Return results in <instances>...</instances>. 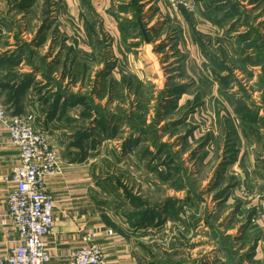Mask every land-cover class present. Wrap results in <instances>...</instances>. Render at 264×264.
Wrapping results in <instances>:
<instances>
[{
	"label": "rangeland",
	"instance_id": "374dc122",
	"mask_svg": "<svg viewBox=\"0 0 264 264\" xmlns=\"http://www.w3.org/2000/svg\"><path fill=\"white\" fill-rule=\"evenodd\" d=\"M116 1L109 12L118 23L117 33L103 26L99 15L92 18L85 10L69 14L61 2L53 1L52 18H59L52 19L58 22L56 42L65 40L70 52L85 45V55L69 56L68 62L51 69V79L45 80L44 73L33 78L32 91L47 99L61 92L65 102L72 94L85 97L99 114L116 120L111 135L98 128L91 133L85 170L112 229L128 235L142 254V264L147 252L153 253L154 264H264V107L255 86L258 76L248 79L234 65L241 57L235 49L240 34L197 31L203 6L200 16L210 21L209 0H192V12L173 9L170 0ZM233 1L219 0L223 8ZM244 18L263 35L264 0L248 16L238 11L228 21L236 20L233 27L245 29ZM85 20L95 30H82ZM194 33L206 38L210 52L235 74L248 98L230 86L231 80L228 92L221 93L215 65L194 41ZM175 90L180 92L172 94ZM241 105L247 110L242 115L254 121L258 110L253 108L260 107L262 119L242 120L237 112ZM83 111L85 107L79 116ZM92 122L79 120L76 135ZM134 135L125 151L124 144ZM220 192L224 194L218 196ZM138 204L174 208L157 212L153 222L133 231L126 217L137 212Z\"/></svg>",
	"mask_w": 264,
	"mask_h": 264
},
{
	"label": "crops",
	"instance_id": "0c3cea01",
	"mask_svg": "<svg viewBox=\"0 0 264 264\" xmlns=\"http://www.w3.org/2000/svg\"><path fill=\"white\" fill-rule=\"evenodd\" d=\"M42 1L0 0V107L8 106L18 114L33 115L39 127L47 133L49 142L61 161V174L47 182V190L55 200L56 221L54 233L46 239L47 250L51 255L49 264H71L70 253L82 247L84 237L90 234L97 236L95 243L102 248L107 264H142L139 260L143 259L142 254L137 247L133 246L128 235L124 232L116 233L112 229L111 221L107 216L109 214L102 209L100 198L96 197V186L91 182L89 172L85 170L87 154H85V143H83L84 148L82 144L75 143L77 135L74 128L79 120L83 121L78 113L83 107L67 106L63 110L64 98H62L59 105L61 107L52 114L53 98L47 101V98L43 97L44 94L32 91L31 83L33 78L45 73L48 66L58 68L59 64L68 62L71 55L76 57H79V53L85 55L83 44V47L78 45V50L70 52L64 47L65 40L60 45L56 42L54 35L58 29V22L52 23V19L59 21V18H52V9L55 4L53 1L61 2L69 14H73L75 10L80 11L81 14H84V10L88 13L90 8L93 11L90 13L99 15L102 25L108 27L113 33H117L119 26L110 16L109 11L118 3L116 0H44L43 5ZM235 1L239 5L237 10L245 12L248 16L250 9L256 8L262 0ZM238 1L242 3L239 4ZM249 1L251 5L243 6ZM222 4L224 5V2L219 0H209L210 21L200 16L205 11V6L201 8L199 23L196 22L197 31L203 34L205 29H210L214 33L228 32L231 35L247 32V26L245 29L233 27L236 20L222 21L223 13L227 12L231 5H235L234 1L230 2L226 8H223ZM260 11L258 7L257 13L259 14ZM202 21L207 26L205 24L202 26ZM247 22L249 25H255L248 19ZM27 23L32 24L31 28L27 27ZM21 24L23 28L19 29ZM85 24L86 20L83 28H80L87 31ZM241 29H244L242 33L239 31ZM41 51L46 53L42 55ZM42 64H44L43 67ZM256 70L258 72H254ZM252 71L258 75L260 68H253ZM25 72L32 74L23 75L22 73ZM15 74L19 76L18 79L10 81ZM25 76H29L31 80H26ZM19 163V150L9 143L7 130L0 127L1 262L6 259L9 250L18 239V233L8 217L7 196L11 187L4 178L11 177ZM151 254L153 253L147 252L145 255V264H154L155 257L153 258ZM193 264L198 263L194 261Z\"/></svg>",
	"mask_w": 264,
	"mask_h": 264
},
{
	"label": "built area",
	"instance_id": "2783aa9c",
	"mask_svg": "<svg viewBox=\"0 0 264 264\" xmlns=\"http://www.w3.org/2000/svg\"><path fill=\"white\" fill-rule=\"evenodd\" d=\"M173 9L194 11L192 0H170ZM0 127L7 130L9 143L20 153V163L11 177L7 196L8 217L18 239L0 264H49L51 255L46 239L55 229V200L47 190V182L61 174V161L52 148L47 133L33 115L15 113L0 107ZM111 233V232H110ZM96 235H86L83 246L70 253L71 264H107Z\"/></svg>",
	"mask_w": 264,
	"mask_h": 264
},
{
	"label": "trees",
	"instance_id": "16d2710c",
	"mask_svg": "<svg viewBox=\"0 0 264 264\" xmlns=\"http://www.w3.org/2000/svg\"><path fill=\"white\" fill-rule=\"evenodd\" d=\"M197 1H203V0H197ZM85 2V1H83ZM239 7L238 4L235 5H231L230 9L227 10V12H225L222 21H228L229 19H233L234 16L237 15L238 10L237 8ZM92 10L90 8H88V12H91ZM93 12V11H92ZM92 18H95V14H91ZM111 15V14H110ZM245 24L248 27V31L245 33H242L238 36L237 40L239 43V46H236L235 49L238 50V52L241 53V57L238 58V60L235 62V68L239 69L241 74H243L244 76H246L248 79H253L255 77L254 72L252 71L253 68H260L261 73L258 74V79L256 81L255 86L258 88V91L261 93V104L264 107V35H261L258 31L257 28L252 27L251 25L249 26V23L247 22L246 18H244ZM86 28L87 31H91V30H95V26H92L93 23L91 21L86 22ZM122 29V28H121ZM99 31V30H98ZM194 41L197 43V45L199 46V48H201L203 54L205 57L209 58L210 62H212L215 66H214V70L216 72L214 73V76L217 80H219L220 84H221V93H226L228 92L225 87H227L229 85L230 80L232 81L230 84V86L232 85L237 87V90L239 91V93L241 95H243L244 97L248 98L247 96V90L245 89V87L241 84V82H239V80L236 79V76L234 73L231 72V70L229 68H227L226 64L221 61L218 56H216L215 54L213 55L210 52V49L208 47V45L204 42V39L206 40L205 37L194 33L192 34ZM50 66H48L46 68V71L44 73V78L45 80L51 79L50 75L52 72V68H50ZM251 69V70H250ZM225 72H229V74H227L226 76H222L223 73ZM64 77V76H63ZM26 80H31V78L29 76H25L24 77ZM49 83H52V81H50ZM52 86V84H50ZM177 92H180V90H175L172 94H176ZM57 95L55 96V98H53V104H52V114H54L58 108H60V102L62 99V94L61 92L56 93ZM50 99V98H49ZM49 99H47V101H49ZM70 101V106L69 107H75V106H82L85 107V111H83V113L80 115V119L85 120V119H93V122L86 125L84 130H80V132L77 134V138L75 140V143L77 145L82 144V147L84 148V144H86V142L88 143V141H90V139H92V132L95 130V128L101 129V130H106L109 131L108 134L111 135L113 129L116 127V120L113 118H107V116L103 113V114H99V111L97 109V106H90L88 105L87 101L85 100V97H81V96H77V95H69L68 99L66 100ZM65 102V99L63 100V110L66 109L67 104ZM92 107V108H91ZM254 110L257 109L258 110V115L260 110V107L253 108ZM94 111H98L97 114H95ZM246 106L241 105L238 107L237 112L240 114V116L243 114L242 112H246ZM17 113V112H15ZM257 115L256 120L254 121V119H248L247 115H242L241 119L245 120L247 118V123H255V122H259L260 119L259 116ZM264 121V120H263ZM95 126V127H93ZM164 129H168L167 127H164ZM111 132V133H110ZM107 135V134H106ZM95 137V136H94ZM95 139V138H94ZM94 139L92 140V142H94ZM129 140L126 141V143L124 144V150L128 151L130 150L132 143L134 142L135 139V135L134 136H130V138H128ZM105 140H109V137L106 138ZM104 140V141H105ZM87 153L86 151V145H85V154ZM224 193L220 192L218 194V196H222ZM194 198H197L196 196H194ZM198 199V198H197ZM170 201H168L167 203H169ZM138 203H140V200H138ZM137 212H135L132 215H129L128 217H126V222H128V226L131 230H142V226H144L146 223H151L154 221L157 212L163 211V212H170L172 208H174V206H164L162 209L161 208H148V207H144L141 204L137 205ZM144 208V209H141ZM141 209V210H140ZM252 215H250V218L248 219V224L250 225V223L252 222V216L254 214L257 213V210L254 209L252 212ZM168 218H171L168 217ZM252 253L250 254V259L252 258ZM175 264H187L184 262H179V263H175Z\"/></svg>",
	"mask_w": 264,
	"mask_h": 264
},
{
	"label": "bare ground",
	"instance_id": "6f19581e",
	"mask_svg": "<svg viewBox=\"0 0 264 264\" xmlns=\"http://www.w3.org/2000/svg\"><path fill=\"white\" fill-rule=\"evenodd\" d=\"M27 115V114H26Z\"/></svg>",
	"mask_w": 264,
	"mask_h": 264
}]
</instances>
